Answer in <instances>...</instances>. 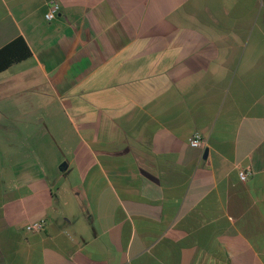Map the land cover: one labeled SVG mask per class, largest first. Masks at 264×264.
Wrapping results in <instances>:
<instances>
[{
	"label": "crops",
	"instance_id": "crops-1",
	"mask_svg": "<svg viewBox=\"0 0 264 264\" xmlns=\"http://www.w3.org/2000/svg\"><path fill=\"white\" fill-rule=\"evenodd\" d=\"M17 37L0 264H264V0H0Z\"/></svg>",
	"mask_w": 264,
	"mask_h": 264
},
{
	"label": "trees",
	"instance_id": "trees-1",
	"mask_svg": "<svg viewBox=\"0 0 264 264\" xmlns=\"http://www.w3.org/2000/svg\"><path fill=\"white\" fill-rule=\"evenodd\" d=\"M31 57V52L22 37H17L0 49V73Z\"/></svg>",
	"mask_w": 264,
	"mask_h": 264
},
{
	"label": "built area",
	"instance_id": "built-area-1",
	"mask_svg": "<svg viewBox=\"0 0 264 264\" xmlns=\"http://www.w3.org/2000/svg\"><path fill=\"white\" fill-rule=\"evenodd\" d=\"M60 6L56 1H51L48 5V10L45 13L44 17L47 21H51L55 18L57 12L59 11ZM188 144L192 148H204L207 146V141L204 137H202L199 133H194L188 140ZM239 179L242 182H245L250 175L249 170H240L239 173ZM44 227L43 222H32L25 226V230L28 232H38L41 231Z\"/></svg>",
	"mask_w": 264,
	"mask_h": 264
},
{
	"label": "water",
	"instance_id": "water-1",
	"mask_svg": "<svg viewBox=\"0 0 264 264\" xmlns=\"http://www.w3.org/2000/svg\"><path fill=\"white\" fill-rule=\"evenodd\" d=\"M65 168H66V166H65V165H63V168H61V170L63 171Z\"/></svg>",
	"mask_w": 264,
	"mask_h": 264
}]
</instances>
